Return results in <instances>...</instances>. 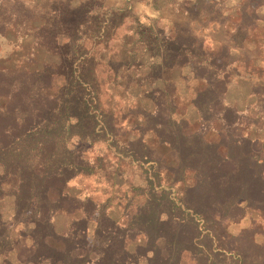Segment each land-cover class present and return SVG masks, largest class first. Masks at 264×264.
<instances>
[{
	"label": "trees",
	"instance_id": "1",
	"mask_svg": "<svg viewBox=\"0 0 264 264\" xmlns=\"http://www.w3.org/2000/svg\"><path fill=\"white\" fill-rule=\"evenodd\" d=\"M51 1L49 7H29L0 0V37L31 38L39 56L53 60L41 63L32 53L30 64L14 69L0 62V184L11 187L15 218L28 215L33 227L30 244L0 228L2 264H264L256 224L236 236L228 231L249 210L264 215V144L246 134L258 120L226 104L229 64L220 63L189 25L168 36L134 18L138 41L153 59L149 79L163 81V88L146 94L152 111L130 112L143 123L134 127L138 139L127 140L102 107L99 62L87 42L106 45L130 14L95 4L82 20L70 22L64 0ZM245 9L241 25L254 27ZM186 11L199 16L190 6ZM135 63L131 58L109 66L119 71ZM188 66L204 83L193 100L200 117L196 131L174 117L177 89L168 76ZM256 93L263 101L264 83ZM147 134L157 145L145 141ZM74 138L106 144L140 168L144 187L135 189L122 221L109 215V202L70 194L72 181L102 166L72 150ZM187 180L190 185L176 197L173 188ZM58 215L71 219L62 233L54 224ZM92 223L98 243L90 247Z\"/></svg>",
	"mask_w": 264,
	"mask_h": 264
},
{
	"label": "rangeland",
	"instance_id": "2",
	"mask_svg": "<svg viewBox=\"0 0 264 264\" xmlns=\"http://www.w3.org/2000/svg\"><path fill=\"white\" fill-rule=\"evenodd\" d=\"M29 7L51 6V0H20ZM68 21H79L93 10L103 5L107 12L121 11L130 16L122 27L117 29L111 40L105 45L92 40L87 42L88 48L96 56L99 64L97 76L99 94L103 109L113 114L117 126L123 128L128 135L127 140H136L139 132L135 125H141L142 119L130 114L132 110L144 109L152 111L153 103L146 97L151 90L163 88V81H153L150 77V66L153 61L145 47L138 41L135 33L134 18H141L145 25L155 30H162L168 36H174L177 28L189 25L204 41L206 48L217 55L218 61L228 63L232 71V79L228 88L226 104L236 108L240 113L258 120L249 127L246 134L250 139L264 144V100L256 93V87L264 83V5L248 0H64ZM249 17L255 19V26L247 28L241 25L240 14L243 6ZM192 7L196 15L190 16L186 8ZM34 50L33 40L26 38L16 41L12 37H0V62L9 68L27 65L33 53L42 62H53L49 55H41ZM39 56V57H38ZM135 58V65L114 71L110 63H121ZM170 81L176 85L175 96L177 120H186L192 130L200 127V117L193 105L195 94L202 89L204 83L196 80L192 67H184L170 75ZM215 136H209L213 139ZM145 141L157 145L153 134H147ZM69 147L84 155L93 163L101 161V168L90 177H78L71 182L69 192L74 197L92 198L101 203L109 202V215L116 221H122L124 208L135 195V189L144 187L141 170L137 166L122 160L110 151L106 144H83L78 138L70 141ZM2 169L0 167V175ZM164 183H167L166 181ZM179 184L173 188V194L181 197L185 186ZM168 186V184H167ZM143 200L136 199L135 202ZM134 202V203H135ZM242 206H245L243 203ZM15 199L10 185L0 184V228L4 225L10 238L20 237L30 244L32 225L29 216L16 219ZM71 219L64 215L55 217L54 224L62 233L68 230ZM256 224L259 231L255 238L264 244V215L257 211H247L245 217L228 227L231 235ZM89 245L98 243L96 225L92 223L88 230ZM16 262V252L10 256ZM2 264V259H0Z\"/></svg>",
	"mask_w": 264,
	"mask_h": 264
}]
</instances>
